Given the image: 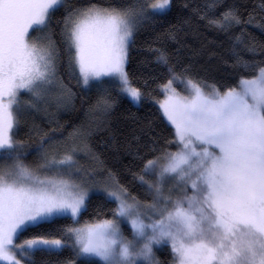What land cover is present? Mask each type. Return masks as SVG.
<instances>
[{"label":"snow or ice","instance_id":"obj_1","mask_svg":"<svg viewBox=\"0 0 264 264\" xmlns=\"http://www.w3.org/2000/svg\"><path fill=\"white\" fill-rule=\"evenodd\" d=\"M172 8L173 0H0V264H43L37 254L55 264H264V40L248 31L264 33V0H204L166 34L179 42L193 19L222 33L227 58L211 55L238 75L234 86L200 78L181 48L150 49L166 79L152 87L149 75L135 86L126 69L134 35ZM62 63L81 88L96 89L90 113L110 111L115 91L157 104L173 129L159 149L156 135L150 145L133 136L126 147L143 198L92 151L89 128L65 137L35 122L41 111L52 122L46 106L74 95L57 80ZM21 127L26 138L14 133ZM141 130L154 132L152 122ZM90 208L93 219L81 223ZM162 248L170 260L157 255Z\"/></svg>","mask_w":264,"mask_h":264},{"label":"trees","instance_id":"obj_2","mask_svg":"<svg viewBox=\"0 0 264 264\" xmlns=\"http://www.w3.org/2000/svg\"><path fill=\"white\" fill-rule=\"evenodd\" d=\"M247 2L251 7L253 3H259V0H247ZM185 3L190 4L191 7L187 9L181 7ZM203 3L204 0H173V8L170 13L166 16L156 17L154 21L147 22L134 35L133 42L129 47L126 69L135 81V86H140L142 78L149 75L157 77V80L150 82L152 87L166 79L167 70L154 62L156 54L150 50L152 48H164L172 54L177 48H181V56L185 58V62H189V58H191V62L194 63L197 69H200L198 72L200 78L221 88L225 85H235L236 80L239 78L238 75H233L232 70L223 65L218 56L211 55L215 52L227 58L226 49L229 45L222 33H217L208 28L205 22L193 19L192 28H186L185 31L179 33L177 37L179 42L167 38L166 34L171 26L177 25L181 20L190 16L192 8ZM222 10L220 9V11ZM248 31L258 40H264V33L259 29L250 27ZM58 32L59 29L52 35V39L62 47ZM38 34L40 33H33L34 36ZM221 42L224 43L223 48L219 47ZM194 51L198 52L199 55L193 57L192 52ZM56 75L57 80L62 81L68 89H71L74 95L66 104L58 106L56 101L53 100L46 106L47 112L54 114L51 117L52 122H49V116L43 111L34 114L35 122L44 131L50 128H59L66 137L73 128L81 126L82 122L91 126L95 121L103 118L101 127L96 131H91L88 144L92 151L104 161L105 165L118 174L121 183L126 184L130 191L143 198L138 186L131 182L132 177L127 171L129 167L132 171H138L139 162L134 160L133 155L126 150V147L129 142L135 143L133 136L140 137L139 143L141 145L145 143L150 145L149 135H156L159 143L155 147L159 149L164 146V141L172 138L173 129L171 126L163 119L152 101L147 100L141 104H134L125 96H116L115 91L112 92V95L116 98V103L110 111L90 113L89 108L95 103L98 96L96 89L93 88L88 91L81 88L77 83V72L69 69L64 63L59 66ZM54 86L53 94L51 93L53 96L60 91L57 85ZM153 95H158L160 98L162 93L156 91L153 92ZM148 121L152 122L154 132L146 135L141 127ZM14 133L17 138H26V129L23 127L19 131L14 130ZM55 139L62 140L63 137L56 136ZM170 150L175 151V145L171 146ZM35 158L36 154L33 152L27 156L26 162H33ZM78 160L82 164L89 163L83 155L79 156ZM111 206L114 207V205ZM93 207H95V204H93ZM93 217L94 213L90 208L80 218V222L91 221ZM63 255H68V253L65 252ZM157 255L161 259L170 260L167 248L158 250ZM37 260L43 262V264L51 260L52 264H55L57 257L37 254Z\"/></svg>","mask_w":264,"mask_h":264},{"label":"rangeland","instance_id":"obj_3","mask_svg":"<svg viewBox=\"0 0 264 264\" xmlns=\"http://www.w3.org/2000/svg\"><path fill=\"white\" fill-rule=\"evenodd\" d=\"M54 87L55 86H53L52 87V89H51V93H52V91L54 90ZM53 94V93H52ZM125 97H127V96H125ZM128 98V97H127ZM160 98H162V96L160 97ZM129 100H130V98H128ZM131 101V100H130ZM154 105L157 107V109L159 110V108H158V105L157 104H155L154 103ZM160 112V111H159ZM160 114L162 115V113L160 112ZM102 120H103V118H101V119H99V120H97V121H95V123H93V125H86L84 122H82L81 123V126H85V127H87V128H89V130L90 131H96V130H98L100 127H101V125H102ZM166 121V120H165ZM167 122V121H166ZM0 163H2V162H0ZM122 228H124L125 229V234L126 235H128L129 233H130V226H128L127 224H124V225H122ZM20 241L18 240L17 241V243H19ZM95 259H98V258H95Z\"/></svg>","mask_w":264,"mask_h":264}]
</instances>
